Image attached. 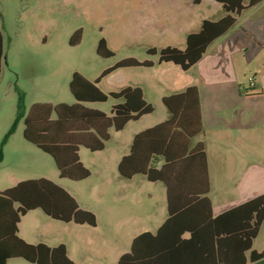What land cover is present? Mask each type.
<instances>
[{"label": "trees", "instance_id": "16d2710c", "mask_svg": "<svg viewBox=\"0 0 264 264\" xmlns=\"http://www.w3.org/2000/svg\"><path fill=\"white\" fill-rule=\"evenodd\" d=\"M216 1L223 5L227 14L217 20L204 19L197 32L186 35L183 49L151 47L147 53L157 54L158 62H172L183 70L189 69L214 39L232 27L235 22L233 14H238L245 7V0ZM259 1L247 0V5ZM79 36L80 30H76L70 42L74 44ZM96 50L103 57L114 55L103 38L98 41ZM2 59L3 35L0 27V75ZM152 64L149 60L123 58L104 69L94 81L74 71L69 89L76 102L71 105L35 103L25 114L20 94L16 120L7 134L12 133L17 120L23 118L24 138L53 158L60 178L85 179L90 170L79 159V147L90 151L101 150L109 137V129L119 131L128 121L154 109L145 101L139 87L127 86L106 94L96 84L119 67H149ZM109 98L123 100L111 106L109 115L82 105L83 102H105ZM162 102L169 111V117L135 134L129 153L120 159L117 168L123 177L140 173L150 181H162L166 186L168 214L155 234L143 232L135 237L130 252L122 254L117 264H191L188 261L192 257L180 255L175 249L176 239L184 231H189L191 237L188 241L194 242L196 230L202 225L213 235L211 252L206 254L208 261L211 259L214 264H247L263 259L264 249L256 251L252 249V244L264 220V193L212 216L208 199L200 196L208 189L202 192L193 189L203 180L207 185L204 144H190L191 138L202 129L197 87L191 85L180 92L163 96ZM157 157L163 161L158 168L152 165ZM181 197L191 205L178 207L174 200ZM33 209H41L52 219L63 222L95 225L94 213L79 207L75 198L54 181L44 177L21 180L0 191V264H6L14 257L35 264H79L67 256L63 244H32L18 236L21 217ZM164 233H167L166 237L162 238ZM246 252H249L248 256Z\"/></svg>", "mask_w": 264, "mask_h": 264}, {"label": "rangeland", "instance_id": "374dc122", "mask_svg": "<svg viewBox=\"0 0 264 264\" xmlns=\"http://www.w3.org/2000/svg\"><path fill=\"white\" fill-rule=\"evenodd\" d=\"M217 4L215 0H0L3 35L0 191L18 181L44 176L77 197L82 207L95 212L99 221V237L85 235L84 256L71 252L80 264H116L115 253L128 250L127 239L118 238L116 246L113 240L107 239L103 224L105 217L111 212L114 221H124L129 201L137 198V189L142 191L144 200L156 210L160 209L164 199L163 185L161 182H149L142 175L131 181L119 176L116 156L125 151L131 139L134 130L131 124L124 131H111L112 138L102 152L81 147V162L91 173L88 178L81 181L59 178L52 157L24 138L23 118H19L14 131L7 134L16 120L19 95L22 96L25 114L35 102L53 106L72 104L75 98L69 82L74 71L93 81L105 68L123 58L156 61L158 55L148 54V48L160 49L166 43L184 45L183 31L187 26L195 18L217 17ZM76 30H80V36L72 44L70 39ZM101 38L106 40L113 56L103 57L97 53ZM160 78L162 76L156 66L131 67L103 79L98 86L106 94L124 85L137 83L143 87L146 99L155 111L138 123L141 127L167 116L158 94L165 93L164 88L158 87ZM173 79L178 81L180 76L172 73ZM113 102L114 99L109 98L96 103V107L109 113ZM245 161L257 160L247 153ZM149 193L152 196H148ZM220 195V192H213V197ZM44 218L45 213L41 209L28 212L22 217L21 230L29 233L44 225ZM145 224L150 225L151 222L146 220ZM58 231L53 227L47 233L53 237ZM254 248H264V224L254 241ZM7 264L35 263L15 257ZM258 264H264V260Z\"/></svg>", "mask_w": 264, "mask_h": 264}, {"label": "crops", "instance_id": "0c3cea01", "mask_svg": "<svg viewBox=\"0 0 264 264\" xmlns=\"http://www.w3.org/2000/svg\"><path fill=\"white\" fill-rule=\"evenodd\" d=\"M195 1L201 2L202 0ZM217 3L216 8L219 11L217 17L209 15L195 18L189 26H187V29L183 31L184 45L166 43L160 48L171 46L183 49L185 47L186 35L191 32H197L204 19L217 20L227 14L223 5L219 2ZM243 4L245 7L238 14H233L235 22L232 27L227 32L214 39L207 46L201 58L189 69L183 70L180 66L172 62H158V56L156 61L149 60L153 63L152 66L149 67H158L160 76H162V78L157 80L159 89L164 88L165 91V93H158L161 102L163 96L180 92L188 86L194 85L198 89L202 129L191 138L190 144L191 146L198 142L204 144L207 185L203 180L200 184H195L193 189L199 192L205 191L206 188L208 189L206 193L200 196H206L208 199L212 216H216L264 193V0H260L250 6L247 5V0H245ZM178 42H180V40ZM155 55L157 54L153 56ZM131 67H119L109 72L103 76L96 85L98 86L103 79L116 74L117 71ZM172 73L178 74L180 79L178 81L176 79L171 80ZM127 86L139 87L142 91L143 98L149 103L146 99L144 88L137 83L135 85L120 86L116 91L110 92H118ZM98 88L100 89L99 86ZM122 101L121 98L114 99L112 105ZM96 103L101 102H83L82 105L103 111L96 107ZM164 107L167 116L163 120L156 121L151 125L139 126L138 123H140L145 116L155 111L153 107L154 109L151 113L143 114L136 120L128 121L123 129L119 131L113 128L109 129V137L104 141V147L101 150L92 152H102L106 149V143L112 138L111 131H124L130 124L133 125L134 130L125 151H121V153L116 156L117 167L120 159L129 153L135 134L161 123L169 117V111L165 105ZM103 112L106 113L105 111ZM106 114L109 115L110 112ZM81 147L83 146H80L78 150L80 161ZM247 153L253 160L257 161L247 163L245 161ZM162 162V159L157 157L152 165L158 168L161 166ZM117 172L120 177L130 181L135 176L142 175L149 182H161L163 185L164 199L161 208L156 210L149 201L144 200L142 191L137 189L135 193L137 198L129 201V209L125 212L124 221H114L113 216L112 218L110 216L112 215L111 212L105 217L103 224L106 231V238L113 240L115 246L118 238L127 239L126 244L128 250L115 253L116 264L118 258L122 254L130 252L131 244L135 237L143 232L155 234L168 214L166 186L162 181H150L145 175L140 173L134 174L131 177H123L119 173L118 168ZM44 178L50 179L48 177ZM213 192H220V197H213ZM72 196L75 198L79 207L90 210L82 207L77 197L74 195ZM148 196H152L151 193H149ZM174 203L177 206L179 205L178 207L191 205L189 201H187L186 198L183 199V197L179 199L176 198ZM35 210L37 209L30 211ZM93 213L95 215L94 226L77 224L72 221L63 222L52 219L45 214L46 218L43 219L44 225L34 228L27 234L21 230L22 217L25 216V214L18 223L17 234L23 240L32 244L40 242L48 246L63 244L66 248L67 256L74 262L80 264V261L76 260L71 252H74V254L78 252L79 257L84 256L87 243L85 235L88 234L93 237H99V232H97L99 221L96 213ZM146 220L151 222V224L146 225ZM263 224L264 220L258 234ZM53 227H56L59 231L57 232V236L52 237L50 233H47V230ZM166 234H162V238L163 236L166 237ZM176 234L177 232L174 234L175 237ZM190 237L191 233L189 231H184L179 235L178 239L175 238L177 242L175 249L179 251V254L192 257V259L188 261L191 264H214L211 259L208 261L206 258V254L211 252L210 250L212 247L213 235L211 231L207 229L205 225H202L196 230L194 242L188 241ZM255 239L253 240L252 249L261 251L254 248ZM49 240H52V243ZM248 253L249 252H246L245 255L248 256ZM195 256H197V258ZM261 260L263 261L264 258ZM261 260L248 262L247 264H258Z\"/></svg>", "mask_w": 264, "mask_h": 264}]
</instances>
